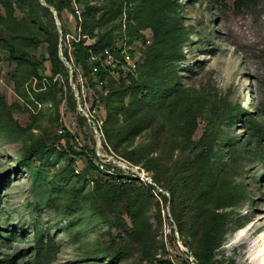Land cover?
Here are the masks:
<instances>
[{"label": "rangeland", "instance_id": "rangeland-1", "mask_svg": "<svg viewBox=\"0 0 264 264\" xmlns=\"http://www.w3.org/2000/svg\"><path fill=\"white\" fill-rule=\"evenodd\" d=\"M9 1L13 17L7 1L0 0V35H13L17 47L39 57L43 48L35 47L30 36L41 34L42 27L31 22L20 0ZM86 1L116 9L107 22L115 35L114 52L100 60L108 70L104 82L95 76L94 68L86 73L78 66L75 72L63 53L64 48L72 52L73 42L82 36L79 20ZM176 1L190 36L178 69V86L205 89L213 101L264 113V0ZM137 4V0H82L75 2L78 17L64 10L61 24L53 12L66 65L57 74L49 60L46 69L33 71L29 61L12 58L7 43L0 39V264H198L192 244L199 232L181 233L167 187L154 181L162 198H147L135 208L128 203L113 207L115 201H107L101 213H96L88 194L97 180L114 185L113 175L90 169L87 159L72 151L65 136L55 139L72 131L87 135L88 144L93 145L111 126V115L118 122L113 130L119 126L120 131L113 134L118 149L109 140L105 143L110 155L126 159L153 180L159 168L157 159L170 165L173 151L163 143L168 132L151 127L164 120V112L146 117L144 112L152 111L151 100L136 106L132 89L109 95L112 86L146 77L142 69L148 67L146 52L154 31L142 26L144 18L129 11ZM39 14L48 21L44 10ZM94 42L87 38V44ZM150 80L146 81L150 84ZM208 121L199 117L195 139L201 137ZM230 134L237 136L241 149L238 153L227 146L219 150L222 175L230 182H243L246 195L222 227L218 257L233 264H253L251 252L264 246V142L246 138L241 122ZM38 140H54L57 151L64 153L52 159L46 175L22 163L28 147ZM179 153L176 150L174 156ZM31 164L40 161L32 159ZM132 212L138 215L136 221ZM118 249L124 257L111 261L107 255Z\"/></svg>", "mask_w": 264, "mask_h": 264}, {"label": "trees", "instance_id": "trees-1", "mask_svg": "<svg viewBox=\"0 0 264 264\" xmlns=\"http://www.w3.org/2000/svg\"><path fill=\"white\" fill-rule=\"evenodd\" d=\"M4 1H7L9 14L13 17L10 1ZM20 1L26 7L31 22L35 26L42 27L41 34L30 36V41L35 47L42 46L41 55L34 57L28 50L17 47L13 35H0V39L7 43L12 58L29 61L33 71L38 72L40 68L46 69V61L49 60L53 74L59 73L66 65L61 55V35L53 10L45 6L41 0ZM45 1L55 7L60 19L63 18L64 10H70L78 17L75 2H82V0ZM137 2L138 7H130L129 11L137 18H144L142 26H149L154 31L153 42L146 52L148 67L142 69L146 77L142 80L132 77L129 82L123 81L117 86H112L109 88V95L119 89L123 91L132 89L136 106H139L141 101L151 100L152 111L144 112L146 117L152 119L158 113L160 115L164 112L162 115L164 120L151 124V127L168 132L163 143L169 145L173 154L171 153L172 157L169 160L170 165L161 161V157L155 158L159 160V168L154 181L171 191V204L175 216L179 219L181 233L189 229H193L195 234L199 232L195 244H192L198 264H233L228 258L218 257V248L223 234L222 227L233 208L246 195V190L243 182H230L222 175L223 166L219 150L227 146L233 153H238L241 149L236 144L237 136L230 134L231 128L238 122L243 123L246 138H252L258 143L264 142V113L254 114L240 104L232 105L227 102L213 101L214 99L210 98L205 89L191 90L179 87L178 69L185 57L184 46L190 40L189 32L179 12L180 5L176 0H137ZM41 10L48 15V21L40 16ZM115 12V8L109 9L86 1L82 16H79L82 36L73 42L72 52L68 48L63 49L65 57L74 65L75 72L78 66H82L86 73L94 68L95 76L100 81H105L108 70L100 60L106 58L107 49L113 48L115 44L113 30L107 26L110 16ZM62 29L65 34L63 22ZM132 35L135 33L132 32ZM88 37L94 38L95 42L87 44ZM96 56L99 60H90ZM147 79H151L150 84L146 81ZM144 89L147 91L143 92ZM139 93H141L140 96ZM210 102L211 106H209ZM201 116H205L209 121L197 140L194 135ZM82 119L88 126L87 117L82 115ZM108 122L112 124L106 127L102 142V149L106 151L105 143L109 144L107 140L114 145L115 149L119 147L113 138V134L120 131L119 126L118 131L113 130L115 123H118L117 119L110 115ZM62 136L66 137L67 144L73 152L87 159L90 169H98L113 175L114 185L111 182L97 180L93 191L88 194L94 212L101 213L102 205L108 204L107 201H115L113 207L120 203H128L130 208H135V205L147 198H154V196L162 198L160 192L156 191L155 184L146 183L131 173H124L119 166L115 168L114 173L106 168L102 169L98 163L100 156L97 153V140L90 145L87 142V135L81 134L82 138L78 139L79 135L72 131L56 135L55 139ZM54 144V140L34 141L28 147L22 163H26L28 169L35 170L37 173L48 174L50 172L48 165L51 164L52 159L64 155L62 151H57ZM176 150L180 151L177 157L174 156ZM127 156L131 157L130 154ZM32 159L39 160L40 164H31ZM71 160L73 161L74 158ZM111 166L110 163L109 167ZM228 207H231V210H228ZM132 218L136 221L138 215L132 212ZM107 256L111 261L124 257L120 249Z\"/></svg>", "mask_w": 264, "mask_h": 264}, {"label": "built area", "instance_id": "built-area-1", "mask_svg": "<svg viewBox=\"0 0 264 264\" xmlns=\"http://www.w3.org/2000/svg\"><path fill=\"white\" fill-rule=\"evenodd\" d=\"M111 51L114 52V46H113V48L107 49V56L109 54H111ZM77 138L80 139V138H82V136H78ZM102 142H103L102 136L98 135L97 153L100 156L98 163L102 169L106 168L109 171H111L112 173H114V172H116L115 168L119 166L124 170V173H127V174L131 173L146 183L155 184L154 180L150 176H148L145 173H141L138 169H136L134 167V165L131 162H129L123 158H115L114 156L110 155V153L108 151L102 150V147H103ZM110 163L112 165L111 167H109Z\"/></svg>", "mask_w": 264, "mask_h": 264}, {"label": "bare ground", "instance_id": "bare-ground-1", "mask_svg": "<svg viewBox=\"0 0 264 264\" xmlns=\"http://www.w3.org/2000/svg\"><path fill=\"white\" fill-rule=\"evenodd\" d=\"M249 257L253 264H264V246H258L257 249L254 248Z\"/></svg>", "mask_w": 264, "mask_h": 264}, {"label": "water", "instance_id": "water-1", "mask_svg": "<svg viewBox=\"0 0 264 264\" xmlns=\"http://www.w3.org/2000/svg\"><path fill=\"white\" fill-rule=\"evenodd\" d=\"M46 4H48V3H46ZM48 5H49V4H48ZM52 10H53V12L56 14V17H57L58 23L61 24V20H60V18H59V16H58V13H57L56 9H52ZM61 55H62V52H61Z\"/></svg>", "mask_w": 264, "mask_h": 264}]
</instances>
